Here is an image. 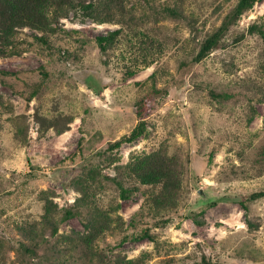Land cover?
I'll return each instance as SVG.
<instances>
[{"label":"rangeland","instance_id":"374dc122","mask_svg":"<svg viewBox=\"0 0 264 264\" xmlns=\"http://www.w3.org/2000/svg\"><path fill=\"white\" fill-rule=\"evenodd\" d=\"M237 1L127 0L125 21L62 17L48 42L17 29L0 54V264H264V197L247 199L264 189V42L249 32L264 0L192 60ZM158 154L167 191L134 171Z\"/></svg>","mask_w":264,"mask_h":264},{"label":"trees","instance_id":"16d2710c","mask_svg":"<svg viewBox=\"0 0 264 264\" xmlns=\"http://www.w3.org/2000/svg\"><path fill=\"white\" fill-rule=\"evenodd\" d=\"M259 0H238L234 7L226 14L222 23L208 34L201 42L198 51L193 56V62H200L208 56L214 49L223 45L225 34L231 26L247 10L251 9ZM127 0H0V54L6 55L9 52L7 48L14 43L15 33L18 28L29 27L41 32L35 34L36 38L42 42H48V35L55 30L54 25L62 17H72L75 20H98L100 22H122L114 17L120 15L125 21L130 11L127 9ZM164 11L169 15L177 17L179 10L176 7L167 6ZM123 28L110 30L106 34H100L96 37L101 51H106L113 44L117 37L122 33ZM249 32L258 33L264 42V25L254 22L249 27ZM11 47V46H10ZM264 50V48H263ZM229 96L228 94H223ZM148 99L144 98L139 105V112H143L144 104L147 105ZM142 117V116H141ZM143 118V117H142ZM146 128V121L142 119L132 129L129 134L110 144L111 148L120 146L122 142H131L142 135ZM158 157L153 162L143 161L138 163L134 171L139 173L141 180L145 183L163 182L164 189L168 190L175 177L174 168L170 161L164 155ZM116 181L123 197H129L131 189L126 187L124 182L116 177H111ZM172 180V181H171ZM264 197V189L252 192L247 199L255 200ZM73 214V211L67 209L64 217ZM55 233L57 226H54ZM149 236V229L146 228L142 234L135 238ZM21 247L28 253H34L35 248L32 243H21ZM204 264H217L216 262L205 261Z\"/></svg>","mask_w":264,"mask_h":264},{"label":"water","instance_id":"95a60500","mask_svg":"<svg viewBox=\"0 0 264 264\" xmlns=\"http://www.w3.org/2000/svg\"><path fill=\"white\" fill-rule=\"evenodd\" d=\"M199 191H200L203 195L207 194V193H206V190H204V189H202V188H201Z\"/></svg>","mask_w":264,"mask_h":264}]
</instances>
